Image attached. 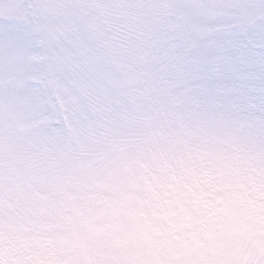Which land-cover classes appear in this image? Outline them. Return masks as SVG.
<instances>
[{"label":"clouds","instance_id":"9594fccd","mask_svg":"<svg viewBox=\"0 0 264 264\" xmlns=\"http://www.w3.org/2000/svg\"><path fill=\"white\" fill-rule=\"evenodd\" d=\"M0 264H264V0H0Z\"/></svg>","mask_w":264,"mask_h":264}]
</instances>
